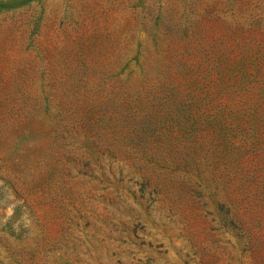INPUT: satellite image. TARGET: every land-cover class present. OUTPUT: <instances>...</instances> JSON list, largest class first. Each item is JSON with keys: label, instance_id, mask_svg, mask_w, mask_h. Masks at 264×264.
Returning <instances> with one entry per match:
<instances>
[{"label": "rangeland", "instance_id": "1", "mask_svg": "<svg viewBox=\"0 0 264 264\" xmlns=\"http://www.w3.org/2000/svg\"><path fill=\"white\" fill-rule=\"evenodd\" d=\"M0 264H264V0H0Z\"/></svg>", "mask_w": 264, "mask_h": 264}, {"label": "trees", "instance_id": "2", "mask_svg": "<svg viewBox=\"0 0 264 264\" xmlns=\"http://www.w3.org/2000/svg\"><path fill=\"white\" fill-rule=\"evenodd\" d=\"M195 155V156H194ZM199 155V152H198V150L197 149H193V155H192V157L189 155V157H190V159L188 158V155L187 154H184V155H182V156H180L179 158H178V160H179V162H178V166L174 169V170H171L170 169V167H161L160 169L161 170H159L160 171V173H163V175H164V173L166 174H169V177L168 178H175V176H174V173H176V172H178V169H180V168H182V169H186L187 167H193V166H196V172H195V174L193 175V178H196V179H198L199 177H200V175L202 174V172H201V170H200V167L197 165V158L198 157H200V156H198ZM194 156V157H193ZM195 163H196V165H195ZM166 174V175H167ZM173 176V177H172ZM185 176H187V174L186 175H184L183 177H185ZM181 180V182L184 184V185H186L185 184V179L184 178H181L180 179ZM198 183L197 184H194V186L196 187V188H199V189H201V187H202V185H201V183L198 181V180H196ZM156 183V185L157 186H155V188H153V190H151L150 191V194L151 195H153V196H157L158 194H160V193H163V194H166L169 190H168V187H166V185H164L163 183H161V182H155ZM202 191H198V192H196L198 195L201 193Z\"/></svg>", "mask_w": 264, "mask_h": 264}]
</instances>
